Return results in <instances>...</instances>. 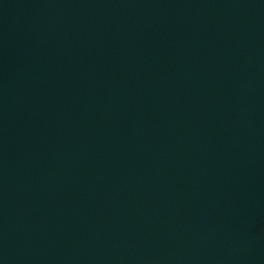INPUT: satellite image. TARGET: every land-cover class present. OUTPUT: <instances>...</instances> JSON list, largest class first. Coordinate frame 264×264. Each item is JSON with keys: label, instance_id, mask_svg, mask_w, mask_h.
<instances>
[{"label": "water", "instance_id": "95a60500", "mask_svg": "<svg viewBox=\"0 0 264 264\" xmlns=\"http://www.w3.org/2000/svg\"><path fill=\"white\" fill-rule=\"evenodd\" d=\"M264 0H0V264H264Z\"/></svg>", "mask_w": 264, "mask_h": 264}, {"label": "rangeland", "instance_id": "374dc122", "mask_svg": "<svg viewBox=\"0 0 264 264\" xmlns=\"http://www.w3.org/2000/svg\"><path fill=\"white\" fill-rule=\"evenodd\" d=\"M258 234L264 239V220L258 227Z\"/></svg>", "mask_w": 264, "mask_h": 264}]
</instances>
